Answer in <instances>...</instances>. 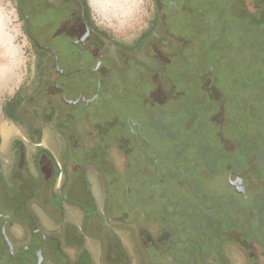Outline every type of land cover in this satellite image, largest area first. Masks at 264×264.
<instances>
[{
  "label": "rangeland",
  "instance_id": "1",
  "mask_svg": "<svg viewBox=\"0 0 264 264\" xmlns=\"http://www.w3.org/2000/svg\"><path fill=\"white\" fill-rule=\"evenodd\" d=\"M253 2L87 0L94 22L124 48L147 39L153 46L155 38L151 39L147 30L160 13L163 18L157 38L161 43L168 41L165 36L171 37L172 56L168 62L153 67L158 71L157 77L140 67L132 68L125 78L109 68H101L98 78H104L105 83L97 89L98 97L88 107V117L77 121L87 130L85 136L65 146L61 143L54 156L62 163L66 182L72 178L73 194H79L75 177L78 172L92 163H100L104 170L110 167L106 147L110 139H118L117 147H130L125 154L123 147L121 150L114 146L121 184L128 187L114 195L108 188L104 190L109 204L107 217L110 220L114 208L120 206L117 214L125 220L121 227L131 230L135 250L147 264L151 260L154 264H200L201 258H212V264H216L225 234L229 240L240 242L241 231L233 224L238 220L244 224L245 240L250 247L259 252L258 244L264 246V11L244 9ZM41 24L32 30L33 35L37 36ZM49 48L62 72L72 69L75 61L66 45L51 43ZM33 51L14 6L9 0H0V88L6 93L25 85ZM81 60L82 67L87 68L88 58ZM90 81L77 74L59 84L68 87L73 98H93ZM68 97L72 99L71 94ZM128 121L143 138L144 143L138 146L149 159H143L141 150L127 143L131 131L126 125ZM200 154L207 160L205 169L198 159ZM225 157H229L226 164ZM246 157L251 158L249 172L241 165ZM144 168L149 175L158 171L159 179L164 178L162 188L167 185V191L179 177V181L191 180V187L192 180L197 181L201 204L209 207H196L181 190L173 192L168 205H162L156 197L149 206L142 205L150 192L141 187L137 175ZM211 172L213 176L208 174ZM184 173L189 177L185 178ZM230 176L247 181L243 197L231 188ZM102 179L106 183L109 177L103 174ZM159 179L148 176L145 182L155 186ZM171 202L179 206V213L168 210L173 206ZM136 206H143L142 215L148 216L147 222H143L146 216H132L131 209ZM163 211L170 213L169 219H163ZM192 222L198 226V232L191 229ZM111 226L112 223H104L105 233L101 234H110ZM140 230H148L153 238L148 235L146 240ZM166 233L171 234V239L158 243L156 237ZM126 234L123 236L128 239ZM163 244L164 251L156 249ZM233 253L242 257L238 249L234 248Z\"/></svg>",
  "mask_w": 264,
  "mask_h": 264
},
{
  "label": "flooded vegetation",
  "instance_id": "2",
  "mask_svg": "<svg viewBox=\"0 0 264 264\" xmlns=\"http://www.w3.org/2000/svg\"><path fill=\"white\" fill-rule=\"evenodd\" d=\"M9 1L14 6L34 51L25 85L10 96L0 95V264H147V260L135 250L131 230L121 227L125 220L117 214L120 206L114 208L113 219L108 220L107 217L109 204L104 190L108 188L110 194L114 195L128 187L127 184H121L120 173L115 166L114 146L121 150L123 147H117L118 139H110V145L106 146L109 150L110 167L104 170L100 163H92L77 173L75 177L80 188L79 194H73V180L70 178L66 182L62 175V163L57 162L54 156L61 149V143L65 146L85 136L87 130L77 121L80 117H88V107L94 104L102 83H105L104 78H98L101 68L116 71L122 78L135 67H140L143 72L151 73L154 77L158 76V71L153 67L168 62L172 56L169 52L171 37L165 36L168 41L161 43L157 38L163 15L160 13L159 19L152 22L147 30L151 39L155 38L153 46L148 44L150 39H147L148 41L124 48L118 41L109 38L105 30L94 22L87 0ZM252 1H255L254 4L246 5L244 9L264 11V0ZM40 23L42 27L37 30V36L33 35L32 30ZM51 43L66 45L71 51L75 62L66 73L58 68L57 58L53 57L49 48ZM82 57L89 60L85 69L82 67ZM77 74L92 81V96L96 95L95 98H84L81 95L73 98L68 87L59 84L62 79H69ZM70 94L72 99L68 97ZM79 105L83 109L80 110ZM126 123L131 129L127 143L140 149L143 159H149L138 146L143 138L133 130L131 121ZM88 129L91 130L90 124ZM127 147H123L125 154ZM198 159L205 169L206 158H202L200 154ZM228 159L229 157L223 158L225 164ZM241 165L246 166L245 169L249 172L248 159ZM145 168L137 174L141 178V187L150 191L145 195L142 205L149 206L155 197L162 205H168L176 190H181L196 207L203 201L201 194L197 193V181L192 180L194 187H191V180L179 181V177L178 181L173 182L174 189L167 191V185L162 188L164 178L159 179L160 173L156 171L150 173V176ZM103 174L109 177L106 183L102 179ZM208 174L214 175L213 172ZM188 175L184 173L185 178ZM148 176L159 179L160 186L145 182ZM229 184L237 195H245L247 181L240 193L231 182ZM77 201H83L84 205L77 204ZM170 204L173 205L168 209L170 212L179 210V206L172 202ZM201 205L205 208L208 206L206 203ZM141 207L143 206L130 208L135 219L139 214H144ZM127 212L131 214L128 209ZM234 212L235 210L232 213ZM169 214L163 211V219H169ZM145 216L148 217L146 214ZM145 216L142 215V218ZM146 218H143V222L149 220ZM114 221L120 224L115 225ZM239 221L233 224L241 231L240 242L229 240L224 232L225 238L220 247L222 253L216 264H264V246L259 243V252L253 250L249 241L245 240L244 224ZM195 222L197 223V219ZM104 223H112L110 234H101L104 232ZM191 224V229L198 232V226L194 222ZM125 232H128V239L123 236ZM150 233L148 230H140L146 240L149 236L153 238ZM161 235L162 238L156 237L158 243L171 239L170 233ZM241 242L244 244L241 245ZM160 246L162 248L156 249L164 251V244ZM234 248L241 252L242 257L233 253ZM201 260L200 264L214 262L212 258L210 261ZM151 262L155 263L151 260L149 264Z\"/></svg>",
  "mask_w": 264,
  "mask_h": 264
},
{
  "label": "water",
  "instance_id": "3",
  "mask_svg": "<svg viewBox=\"0 0 264 264\" xmlns=\"http://www.w3.org/2000/svg\"><path fill=\"white\" fill-rule=\"evenodd\" d=\"M95 97H96V95L94 96V98ZM229 182L232 183V185L236 188L237 192L240 193L241 190L243 189L244 182L240 178L235 177V176H230Z\"/></svg>",
  "mask_w": 264,
  "mask_h": 264
},
{
  "label": "crops",
  "instance_id": "4",
  "mask_svg": "<svg viewBox=\"0 0 264 264\" xmlns=\"http://www.w3.org/2000/svg\"><path fill=\"white\" fill-rule=\"evenodd\" d=\"M17 89H18V88H17ZM17 89H16V90H17ZM16 90H14L12 93H6L5 90H3V88H0V95L5 94V95H9V96H10V95H12Z\"/></svg>",
  "mask_w": 264,
  "mask_h": 264
},
{
  "label": "bare ground",
  "instance_id": "5",
  "mask_svg": "<svg viewBox=\"0 0 264 264\" xmlns=\"http://www.w3.org/2000/svg\"><path fill=\"white\" fill-rule=\"evenodd\" d=\"M98 1H100V0H91L92 3H97Z\"/></svg>",
  "mask_w": 264,
  "mask_h": 264
},
{
  "label": "trees",
  "instance_id": "6",
  "mask_svg": "<svg viewBox=\"0 0 264 264\" xmlns=\"http://www.w3.org/2000/svg\"><path fill=\"white\" fill-rule=\"evenodd\" d=\"M249 160V159H251V158H249V157H246V158H244V160ZM259 161V160H258ZM260 165H261V162H260ZM260 169H261V167H260Z\"/></svg>",
  "mask_w": 264,
  "mask_h": 264
}]
</instances>
